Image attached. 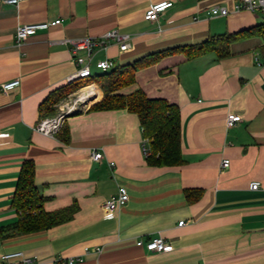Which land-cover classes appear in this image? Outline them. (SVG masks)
Instances as JSON below:
<instances>
[{
  "label": "crops",
  "instance_id": "1",
  "mask_svg": "<svg viewBox=\"0 0 264 264\" xmlns=\"http://www.w3.org/2000/svg\"><path fill=\"white\" fill-rule=\"evenodd\" d=\"M160 2L172 6L157 21H145V11ZM235 4L236 0H24L17 6L0 5V87L19 81L7 93L0 89V133L8 134L0 143V228L18 221L11 201L25 161L34 164L44 211L73 202L78 206L64 224L0 238V256L22 252L33 264H66L68 259H81L74 264H264V66L254 62L255 55L264 58L260 35L232 43L229 56L222 59L214 53L195 59L167 56L137 70L135 83L123 91L141 90L149 99L178 107L180 166L146 164L147 145L135 114L88 112L103 98L92 83L83 87L93 95L90 105L67 115L54 137L33 130L40 120L39 105L67 86L75 71L68 46L58 41L99 38L110 30L132 37L125 46L111 45L95 53L90 64L93 77L99 74V61L118 66L259 25L250 12H233ZM214 7L226 8L229 16H211ZM56 19L60 26L38 31L16 45L18 26ZM80 81L86 80L74 84ZM228 114L239 115L241 121L227 128ZM93 152L101 154L99 161L91 160ZM223 159L230 162L226 169L221 168ZM252 182L260 183L257 191L249 189ZM119 186L126 188L128 202L107 214L101 204ZM185 190L201 195L189 203ZM157 237L173 250L153 253L136 246L137 241Z\"/></svg>",
  "mask_w": 264,
  "mask_h": 264
},
{
  "label": "trees",
  "instance_id": "2",
  "mask_svg": "<svg viewBox=\"0 0 264 264\" xmlns=\"http://www.w3.org/2000/svg\"><path fill=\"white\" fill-rule=\"evenodd\" d=\"M255 34L264 39L263 24L235 34L213 36L196 45L178 46L150 53L132 62L118 65L109 72L91 76L85 79L86 85L91 83L96 85L103 98L92 105L88 112L125 110L135 114L147 145L146 164L156 168L180 166L183 160L180 150L181 128L178 107L163 99H149L141 90L130 94H124L123 91L135 83L137 70L153 65L167 56L183 54L188 59H195L207 53H214L217 59H222L229 56V46L232 43ZM73 85L75 84H68L50 94L38 107L39 118L55 116L57 106L72 93L68 89ZM62 140L67 142L66 134ZM34 172L32 161H25L22 164L11 201V207L18 213L19 218L16 223L0 228L1 239L49 230L70 221L78 211L75 202L56 211H44L42 206L45 198L35 185ZM184 194L187 201L193 203L200 197L201 191L185 190Z\"/></svg>",
  "mask_w": 264,
  "mask_h": 264
},
{
  "label": "built area",
  "instance_id": "3",
  "mask_svg": "<svg viewBox=\"0 0 264 264\" xmlns=\"http://www.w3.org/2000/svg\"><path fill=\"white\" fill-rule=\"evenodd\" d=\"M23 1L24 0H0V5L17 6ZM171 6L172 2L152 4L145 11L143 18L145 21L155 22L157 21L158 16ZM240 11L260 14L262 19L261 24L264 25V0H236L233 12ZM229 14L230 12L226 8L222 7H214L210 10L211 16L227 17ZM60 25L61 20L56 19L46 23L25 24L18 26L14 34L15 43L17 46H20L27 38L35 35L38 31H48ZM131 39L132 37L128 34H121L116 30H110L99 38L84 37L78 39H62L58 41V43L68 46V52L72 56V62L75 67V71L71 74V76H69L67 83L72 84L78 80H85L92 76L90 64L97 51L106 50L111 45L125 46ZM80 53H83V55H80ZM254 62L259 67L264 66V58H260L259 55L254 56ZM95 66L100 73L109 72L116 67L111 60L99 61ZM18 86L19 81L15 80L2 84L0 89L1 92L7 93ZM74 97L73 100H70L67 104L61 106L60 112L54 117L40 119L34 126L33 130L42 136L49 138L54 137L60 131L65 117L77 111L76 106L78 104L80 105V103H84L82 100H79V93L74 94ZM240 121L241 117L239 115L228 114L226 118V127L232 128ZM7 137V133H0V143L1 139ZM144 153H146V150H144ZM90 158L91 160L97 162L101 159V154L93 152L90 155ZM229 165L230 162L228 159L222 160V169L228 168ZM259 186V182H252L249 184V189L251 191H257ZM128 199L129 196L126 188L119 186L116 193L101 204V210L107 214H113L118 209L122 208L128 202ZM182 224L183 222H179L178 225L181 226ZM136 246L153 253H168L173 250L172 246L161 237L153 238L146 242L137 241ZM0 260L5 264H33V259L25 256L22 252L5 253L0 256ZM56 261L60 262L61 260L58 259ZM75 261L80 262L81 259H68L66 260V264H74Z\"/></svg>",
  "mask_w": 264,
  "mask_h": 264
},
{
  "label": "rangeland",
  "instance_id": "4",
  "mask_svg": "<svg viewBox=\"0 0 264 264\" xmlns=\"http://www.w3.org/2000/svg\"><path fill=\"white\" fill-rule=\"evenodd\" d=\"M251 14H252L253 17L255 18V23H256V24H260V23H262V19H261L260 14H258V13H251ZM256 24H255V25H256ZM263 40H264V39H263ZM99 74H100V72H99ZM86 83H87V81H80V82H78L77 84L71 86V88L68 89V90L71 91L72 93L78 94V93H79V92H78L79 90H81V89H83V87L87 86ZM80 92H81V91H80ZM79 94H80V93H79ZM70 95H71V94H70ZM73 97H74V95H71V96L67 97L65 100H63V101H61V102L59 103V105L57 106L56 115L60 112V107L63 106L64 104H67L70 100H73ZM75 97H76V96H75ZM75 97H74V98H75ZM83 104H84V103H80V105L78 104V105L76 106L77 111H78L79 109L82 108ZM88 105H90V104H87V106H88ZM91 106H92V105H90L89 108H90ZM75 112H76V111H75ZM53 117H54V116H53Z\"/></svg>",
  "mask_w": 264,
  "mask_h": 264
},
{
  "label": "bare ground",
  "instance_id": "5",
  "mask_svg": "<svg viewBox=\"0 0 264 264\" xmlns=\"http://www.w3.org/2000/svg\"><path fill=\"white\" fill-rule=\"evenodd\" d=\"M93 99V95H89L85 89H83L81 91V93L79 94V100H82L83 102H89Z\"/></svg>",
  "mask_w": 264,
  "mask_h": 264
},
{
  "label": "water",
  "instance_id": "6",
  "mask_svg": "<svg viewBox=\"0 0 264 264\" xmlns=\"http://www.w3.org/2000/svg\"><path fill=\"white\" fill-rule=\"evenodd\" d=\"M87 104V102H84V105Z\"/></svg>",
  "mask_w": 264,
  "mask_h": 264
}]
</instances>
